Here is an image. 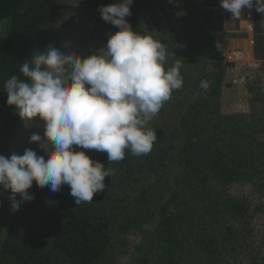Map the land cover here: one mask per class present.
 <instances>
[{
    "label": "trees",
    "instance_id": "1",
    "mask_svg": "<svg viewBox=\"0 0 264 264\" xmlns=\"http://www.w3.org/2000/svg\"><path fill=\"white\" fill-rule=\"evenodd\" d=\"M59 1L0 0V155L10 157L20 120L17 109L7 104L4 84L13 75L25 79L22 64H31L33 54L49 44L56 46L47 30L59 16ZM117 2L84 3L100 14V6ZM214 6L220 0H134L126 17L133 30L166 46L165 70L177 61L183 65L184 83L174 95L190 83L186 57L202 58L196 95L186 103L175 100L171 132L155 131L149 153L124 150L119 179L113 184L114 175L106 177L105 189L92 202L77 205L70 194L64 200L68 185L53 194L33 182L29 193L34 198L24 202L13 227L12 193L0 186V264H105L126 235L142 239L144 264H264V122H245L242 115L222 111L224 56L209 9ZM201 81L209 83L207 90ZM249 94L250 103L262 104L255 86L250 85ZM35 150L43 154L40 146ZM112 169L116 173V166ZM153 178L168 179L171 186L152 212L146 189L136 195L126 189ZM237 186L247 192H233ZM60 200L69 204L60 219L35 216ZM30 213L33 218L27 220Z\"/></svg>",
    "mask_w": 264,
    "mask_h": 264
},
{
    "label": "clouds",
    "instance_id": "2",
    "mask_svg": "<svg viewBox=\"0 0 264 264\" xmlns=\"http://www.w3.org/2000/svg\"><path fill=\"white\" fill-rule=\"evenodd\" d=\"M133 3L98 8L102 20L119 29L98 54L81 58L49 45L22 64L25 79L13 75L5 82L7 104L22 120L39 117L44 125L43 136H30L43 154L27 148L23 155H0V186L12 193L13 211L34 198L33 182L53 194L68 185L77 205L105 189L112 170L73 146L106 152L109 163L123 160L125 149L137 156L152 150L157 134L149 121L182 87L183 65L165 70L166 46L137 34L126 20ZM220 6L237 20L243 9L264 14V0H220ZM200 86L207 90L209 83Z\"/></svg>",
    "mask_w": 264,
    "mask_h": 264
},
{
    "label": "rangeland",
    "instance_id": "3",
    "mask_svg": "<svg viewBox=\"0 0 264 264\" xmlns=\"http://www.w3.org/2000/svg\"><path fill=\"white\" fill-rule=\"evenodd\" d=\"M84 2L85 0H60L59 16L47 30L48 38L50 40H56V48L61 51L74 53L81 58L98 54L96 52L106 47L109 35L115 34L118 31L112 32L109 23L102 20L101 14L92 12ZM3 30L4 25H0V33ZM49 45L54 46L53 44ZM217 46L224 56L225 86L221 100L222 111L242 115L245 122L251 123L254 121L256 124H261V122H264V72H258L259 66L248 65L246 62L238 60L236 55L238 50L235 47L229 48L228 42L225 43L222 37L219 38V35ZM198 56L197 54L196 56L190 55L186 57L187 60L183 64L186 68L185 72L190 76V83L178 95H174L176 90H173L174 93L172 91L170 99L164 102L159 112L149 121L148 127L154 131H165L167 135L170 134V130L174 125V120H172L173 111L171 109L174 108L172 105L175 104V100L179 98L186 103L196 95L198 75L204 73V67L202 68L203 64L200 63L203 60ZM250 85L255 86L259 90L262 96V104L254 105L249 102ZM43 132V121L39 117L30 122L20 118L12 139L10 156L12 154L23 155L27 148L35 150L37 145L30 143V136L33 133H39L43 136ZM73 147L77 151H84L94 161H100L107 169L116 166V173L112 169L115 179L113 184L116 183V179H119L122 173L119 174L121 171H119V161L109 163L106 152H98L94 149H81L76 146ZM170 186L168 179L163 182H158L153 178L135 186L133 184L127 187L126 190L129 192V195H136L140 189H146L149 194V208L153 212L154 210L156 211L159 203L161 204L166 200ZM67 189L63 190L62 193L66 196L63 199L69 201L67 197L70 194V190L65 193ZM242 190L245 193L247 192V189L244 187L237 186V188H233V192H242ZM19 199L20 197L18 195L17 200ZM51 205V207L41 211L42 213L38 211V214H35V216L43 221L48 219L50 221L57 220L60 219L63 213L66 212L67 207H69V204H65L61 200ZM23 211L24 202L17 211H13L12 209L10 218V224L12 226L19 221L23 215ZM27 216V220H31V217L33 218L31 213ZM147 250L149 251L150 249ZM144 253L147 254L146 250H144L142 239L134 235H126L116 244L113 255L110 256L105 264H144L141 262V256ZM148 256H151L149 252Z\"/></svg>",
    "mask_w": 264,
    "mask_h": 264
},
{
    "label": "crops",
    "instance_id": "4",
    "mask_svg": "<svg viewBox=\"0 0 264 264\" xmlns=\"http://www.w3.org/2000/svg\"><path fill=\"white\" fill-rule=\"evenodd\" d=\"M214 16L218 28L219 38L230 47H235L237 59L248 65L259 66V71L264 72V14L258 13L255 8L243 9L241 17L232 18L230 12L221 6L209 8ZM249 14L250 19L246 18ZM228 35V36H226ZM226 37V38H225Z\"/></svg>",
    "mask_w": 264,
    "mask_h": 264
},
{
    "label": "built area",
    "instance_id": "5",
    "mask_svg": "<svg viewBox=\"0 0 264 264\" xmlns=\"http://www.w3.org/2000/svg\"><path fill=\"white\" fill-rule=\"evenodd\" d=\"M250 16H251V15L247 14V15H246V18L249 20V19H250Z\"/></svg>",
    "mask_w": 264,
    "mask_h": 264
}]
</instances>
